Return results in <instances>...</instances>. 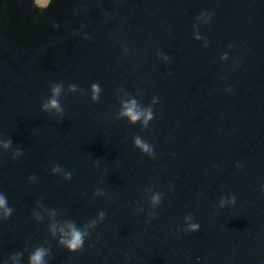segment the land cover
<instances>
[{
    "label": "water",
    "instance_id": "1",
    "mask_svg": "<svg viewBox=\"0 0 264 264\" xmlns=\"http://www.w3.org/2000/svg\"><path fill=\"white\" fill-rule=\"evenodd\" d=\"M2 141L0 264H264V0H0Z\"/></svg>",
    "mask_w": 264,
    "mask_h": 264
},
{
    "label": "clouds",
    "instance_id": "2",
    "mask_svg": "<svg viewBox=\"0 0 264 264\" xmlns=\"http://www.w3.org/2000/svg\"><path fill=\"white\" fill-rule=\"evenodd\" d=\"M51 3V0H34V4L37 8L43 10L48 7ZM199 39V36L196 37ZM61 86L56 85L51 89V98L43 105L44 111H54L60 113L62 111L59 104L58 97L61 93ZM70 91L75 92V86H72ZM100 88L98 84L91 85V93L93 100L97 99L99 96ZM155 103V101H153ZM119 115L123 118H126L129 123L135 124L140 122L142 127H146L148 122L152 119V110L151 108H141L135 99H128L121 102V111ZM134 145L141 150L142 153L151 155L152 149L150 145L141 141L137 137L134 141ZM11 146L10 141L0 142V149H8ZM17 155L20 153L17 152ZM58 168H54L53 172H58ZM70 174H66L65 179H69ZM160 200L159 194H156L152 197L153 205L157 204ZM12 209L8 206V201L3 194H0V218L7 219L11 216ZM51 216H55V213H51ZM100 218H103V213L100 214ZM35 219L39 221L41 219L40 215L35 214ZM188 219H191L190 217ZM95 222H93L94 225ZM92 226V225H90ZM199 228L197 224H189L186 231L195 232ZM49 231L55 236L59 234L58 243L63 246L70 253L78 251L84 243V238L87 235L86 231H83L75 226L73 223H65L63 225H58L53 222L49 225ZM48 256V250L41 247L33 251V253L28 258V264H47L45 257ZM12 264H16L19 260L18 256L11 257Z\"/></svg>",
    "mask_w": 264,
    "mask_h": 264
},
{
    "label": "flooded vegetation",
    "instance_id": "3",
    "mask_svg": "<svg viewBox=\"0 0 264 264\" xmlns=\"http://www.w3.org/2000/svg\"><path fill=\"white\" fill-rule=\"evenodd\" d=\"M50 5V4H49ZM49 5H48V7H49ZM32 6L34 7V9H37V10H39L40 12H45V10H47V8H45V9H43V10H41V9H39V8H37L36 6H35V4H34V0H32ZM38 14V13H37ZM39 15V14H38ZM45 15H43V16H41V17H44Z\"/></svg>",
    "mask_w": 264,
    "mask_h": 264
}]
</instances>
